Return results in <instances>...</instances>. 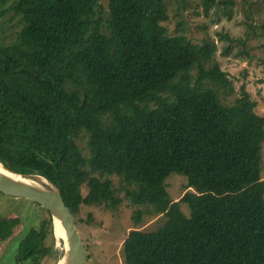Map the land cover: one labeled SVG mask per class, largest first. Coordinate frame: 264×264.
Returning <instances> with one entry per match:
<instances>
[{
	"label": "trees",
	"instance_id": "trees-1",
	"mask_svg": "<svg viewBox=\"0 0 264 264\" xmlns=\"http://www.w3.org/2000/svg\"><path fill=\"white\" fill-rule=\"evenodd\" d=\"M202 1L206 14L217 4ZM220 3L230 14L232 0ZM108 4L102 23L99 0H0V27L8 11L21 24L0 44V163L52 183L76 226L84 204L124 199L137 224L142 207L164 216L130 231L124 264H264V116L244 85L234 90L211 38L167 32V0ZM258 27L264 36V18ZM172 174L193 189L178 201L166 192ZM49 235L48 213L16 264L60 259Z\"/></svg>",
	"mask_w": 264,
	"mask_h": 264
},
{
	"label": "rangeland",
	"instance_id": "rangeland-1",
	"mask_svg": "<svg viewBox=\"0 0 264 264\" xmlns=\"http://www.w3.org/2000/svg\"><path fill=\"white\" fill-rule=\"evenodd\" d=\"M167 1L168 19L163 22L167 32L170 35L185 34L197 44L211 38L218 47L217 62L232 80L234 90L237 92L244 85L256 103L255 112L264 116V36L258 27L264 18V0H232L230 14H226L224 5L220 3L225 0H216L217 4L208 14L202 0ZM108 2L99 0L97 18L102 23L109 17ZM19 18L14 12H7L0 27V44L7 45L15 40L21 26ZM225 47L231 48V55L222 54ZM235 97L233 93L222 99L225 104H232ZM80 147L86 148V143H80ZM261 180L264 181V146L261 148ZM165 182L170 200L178 201L187 191H193L186 190L188 182L185 176L172 174ZM87 192L86 189L85 194ZM181 208L186 215L190 214L186 203H182ZM142 209L143 217L137 224L134 219L136 206L126 199L116 209L84 204L76 221L86 247V264H124L122 249L130 231L137 228L152 231L164 220V216L150 215L145 207ZM47 216V211L32 201L0 193V264H16L20 241ZM45 244H53L61 259L63 243L59 239L55 238L52 243L49 235ZM60 259L51 253L42 264H58Z\"/></svg>",
	"mask_w": 264,
	"mask_h": 264
},
{
	"label": "water",
	"instance_id": "water-1",
	"mask_svg": "<svg viewBox=\"0 0 264 264\" xmlns=\"http://www.w3.org/2000/svg\"><path fill=\"white\" fill-rule=\"evenodd\" d=\"M0 193L32 201L44 208L51 217L52 227L55 228L57 222L65 237V240H60L63 243L61 259L65 260V264H86V247L82 235L59 189L52 183L39 175L12 172L0 163Z\"/></svg>",
	"mask_w": 264,
	"mask_h": 264
},
{
	"label": "bare ground",
	"instance_id": "bare-ground-1",
	"mask_svg": "<svg viewBox=\"0 0 264 264\" xmlns=\"http://www.w3.org/2000/svg\"><path fill=\"white\" fill-rule=\"evenodd\" d=\"M54 227L55 228H53V231H54V234H55L56 238L59 239V240H62V239L65 240L63 232H62L61 229H59V227L57 225V222H55ZM61 260L58 262V264H65V260L64 259L62 261Z\"/></svg>",
	"mask_w": 264,
	"mask_h": 264
}]
</instances>
